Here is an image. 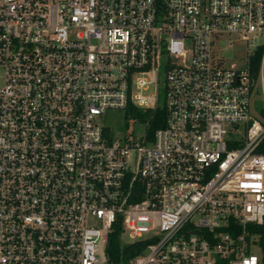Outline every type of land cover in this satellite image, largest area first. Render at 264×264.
<instances>
[{
	"label": "built area",
	"instance_id": "built-area-1",
	"mask_svg": "<svg viewBox=\"0 0 264 264\" xmlns=\"http://www.w3.org/2000/svg\"><path fill=\"white\" fill-rule=\"evenodd\" d=\"M263 147L264 0H0V264H263Z\"/></svg>",
	"mask_w": 264,
	"mask_h": 264
},
{
	"label": "trees",
	"instance_id": "trees-1",
	"mask_svg": "<svg viewBox=\"0 0 264 264\" xmlns=\"http://www.w3.org/2000/svg\"><path fill=\"white\" fill-rule=\"evenodd\" d=\"M262 55L263 49L258 50L251 63L252 71L256 78H258L260 75ZM126 118L127 120L133 119L142 122H149V136L151 137L156 130L164 126L165 111L161 108L155 111L147 110L144 112L139 110H132ZM260 151L264 152V147ZM253 230L259 235L258 245L262 251L264 264V224L262 226L254 227ZM144 248V241L136 243H126L123 240L121 230L118 227H115V231L110 236L107 255L111 264H117L124 260H127L128 258L136 256L137 254L141 253Z\"/></svg>",
	"mask_w": 264,
	"mask_h": 264
},
{
	"label": "rangeland",
	"instance_id": "rangeland-1",
	"mask_svg": "<svg viewBox=\"0 0 264 264\" xmlns=\"http://www.w3.org/2000/svg\"><path fill=\"white\" fill-rule=\"evenodd\" d=\"M245 45L243 43H239V49H237L236 52L234 50H229L227 52V55L231 57L235 54L243 55L245 50ZM160 99L163 102L164 99V93L162 88H160ZM146 96H152L155 94V89L151 88L149 91L144 93ZM254 100L257 103H262L260 96H255ZM261 101V102H260ZM104 124L111 129L114 136L118 139H122L124 137L128 136H136V138L141 139V137L144 135V127L138 126L135 124V122H131V120H127L124 111H109L106 116L104 117ZM132 136V137H133ZM123 240L126 243H133L134 240L131 238V235L126 232L123 235Z\"/></svg>",
	"mask_w": 264,
	"mask_h": 264
}]
</instances>
